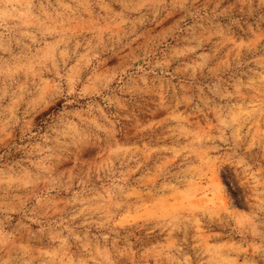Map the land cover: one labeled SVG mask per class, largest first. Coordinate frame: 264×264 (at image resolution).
<instances>
[{
  "label": "rangeland",
  "instance_id": "rangeland-1",
  "mask_svg": "<svg viewBox=\"0 0 264 264\" xmlns=\"http://www.w3.org/2000/svg\"><path fill=\"white\" fill-rule=\"evenodd\" d=\"M0 264H264V0H0Z\"/></svg>",
  "mask_w": 264,
  "mask_h": 264
}]
</instances>
